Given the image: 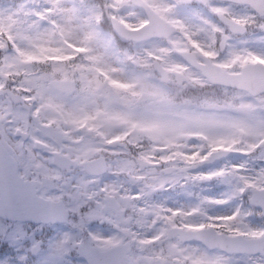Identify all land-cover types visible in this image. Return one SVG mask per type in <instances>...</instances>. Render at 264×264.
<instances>
[{"label":"snow or ice","instance_id":"1","mask_svg":"<svg viewBox=\"0 0 264 264\" xmlns=\"http://www.w3.org/2000/svg\"><path fill=\"white\" fill-rule=\"evenodd\" d=\"M262 21L264 0H25L0 13V264H33L24 254L31 222L47 215L60 170L76 166L77 207L96 195L88 185L99 175L123 174L91 215L141 229H123L128 245L104 241L116 252L84 250L89 264H227L217 248L264 264V226L250 222L264 219V50L244 39L253 26L264 32ZM211 86L237 90L239 102L227 113L178 103ZM143 139L150 145L132 151ZM125 143L114 160L100 155ZM229 154L245 159L198 171ZM33 167L45 169L44 182L29 179ZM204 184L223 187L217 196L190 190ZM177 187L183 200L154 198ZM64 251L57 245L44 264Z\"/></svg>","mask_w":264,"mask_h":264},{"label":"clouds","instance_id":"2","mask_svg":"<svg viewBox=\"0 0 264 264\" xmlns=\"http://www.w3.org/2000/svg\"><path fill=\"white\" fill-rule=\"evenodd\" d=\"M264 22V21H262ZM264 36V32H261L253 26L249 30V34L246 37ZM124 47H129L127 43H124ZM235 89H229L225 93L218 86H211L205 88H190L181 97H178V103H183L184 100H188L191 103V107L196 109H203L207 107L205 102L217 104L223 113H227L228 103H238L239 100H233V93ZM197 141L193 140L188 142V147L194 148ZM150 142L147 139H143L137 144L135 149L137 151L142 148H147ZM178 150L175 147L169 149V151ZM35 151H40L36 149ZM125 152L128 151V145L125 143L123 147L121 145H113L111 149H106L101 152L100 155L107 160H114L116 157L112 155V152ZM40 161L48 168H55V165L48 163L45 159L48 155L47 152H42ZM72 175H69V171L66 169L60 170V179L55 180L54 183L60 185V187H51L47 190L45 195L47 203L48 213L45 216L34 219L31 225H34L31 229V238L28 242L27 248L24 254H31L35 256L33 264H44L46 260H52L53 258V245L45 239V233L51 231L55 238L56 244L63 246L67 252H75L77 258L71 261V264H89V259L86 255H83V251L86 249L98 250L102 256L109 253L118 251L116 247H110L104 243L112 238H119L124 245L131 243V237L128 232H125V228H135L136 231L141 229L132 224L118 223L114 217L108 213L103 215H91L95 209L99 206L98 202L104 198V188L108 182L113 181L114 178L109 175V172H104L96 178L95 183L88 185L89 193H96V195L88 199L85 196H81L79 199L80 207H77L78 201L74 199V192L69 185H75L79 178L82 176L83 169L79 166L73 167L71 170ZM29 179L37 182H44L45 169L43 167H33L29 172ZM65 180H69V184H65ZM69 192H73V195H69ZM260 220L259 226H264V219L260 215L255 216ZM257 225V224H254ZM192 246H201L199 241L193 240L190 242ZM33 245L36 251L33 252ZM135 247H133L134 249ZM210 251L222 253L227 257V264H252L244 253L236 252L231 253L223 251L219 248L212 249ZM82 257L83 259H80ZM55 264H61L59 261H55Z\"/></svg>","mask_w":264,"mask_h":264},{"label":"rangeland","instance_id":"3","mask_svg":"<svg viewBox=\"0 0 264 264\" xmlns=\"http://www.w3.org/2000/svg\"><path fill=\"white\" fill-rule=\"evenodd\" d=\"M24 2H25V0H0V13H5V14L13 13L14 14L20 9V6ZM109 30H110V28L106 25L105 26V31H109ZM244 39H246L248 41V43L246 45L247 47H249L251 49H255L256 51L264 50V44L260 43L256 39V37H252L251 39H249V38H244ZM244 159H245V157L243 155L235 154V155H232V156L226 158L224 161H222L221 163L217 164L216 166L205 167V168L200 169L199 171H207L208 169H214V168H217V167H222L224 164H229L230 165V164H234V163H239V162L243 161ZM71 186L72 185H69V187L72 189V191H74V188H72ZM222 187L223 186H218V185H215V184H212V185L204 184V185H197L195 187H191L190 190L196 192V188H198V192L203 191L205 194L217 196V195H219L220 190H222ZM182 191L183 190L178 187V189H177V197H172L170 195L167 196L170 199V200H168L169 204L172 203L171 201L176 200V199L183 200L184 197L179 194ZM229 209H230V206H226V207L217 209V211H228ZM250 222L253 223V224H257V225L259 224V223L255 222V216L250 218ZM33 227H35V226L31 225L29 227V231L30 232H31V229ZM134 231H136V229H134ZM44 235H45V239L48 240L53 245V252H54L55 249H56V246H57L56 238H55L54 234L51 231H48ZM9 251L10 250H8V249H4L3 250V254L7 255V254H9ZM134 253L141 254L139 249L134 251ZM70 254H71L70 252H67L65 250L64 255L59 257L58 261L61 262V264H71V261H73V260L72 259L71 260L67 259L70 256ZM143 255H147V252L143 253Z\"/></svg>","mask_w":264,"mask_h":264},{"label":"flooded vegetation","instance_id":"4","mask_svg":"<svg viewBox=\"0 0 264 264\" xmlns=\"http://www.w3.org/2000/svg\"><path fill=\"white\" fill-rule=\"evenodd\" d=\"M232 1H221V0H217V3H231ZM238 10H242L243 11V9H238ZM254 37V36H253ZM246 38H249V39H251L252 37H246ZM221 163V162H220ZM219 164V163H218ZM217 164H215V165H212V166H208V167H213V166H216ZM69 171V175H72V173H71V171L70 170H68ZM81 175H83V174H81ZM109 175H111L113 178H114V180H119V181H126L127 180V177L125 176V175H123V174H121V175H119V176H116V175H113L111 172H109ZM90 180L92 179L91 177H88ZM177 189H178V187L175 189V190H173L174 192H171V191H169V192H163V193H158V194H156L155 196H154V198L155 199H163V198H165V197H167V196H172V197H177ZM196 192H198V188H196ZM179 197V196H178ZM170 200V199H169ZM174 201V200H173ZM173 201H171L172 203H173ZM169 203V202H168ZM255 221L257 222V223H260V220L259 219H257L256 217H255ZM135 228H133V230H134ZM137 250V248H134V249H132V251L134 252V251H136ZM70 256L72 257V259L73 260H75L76 258H77V254L75 253V252H72L71 254H70ZM80 259H82L81 257H80Z\"/></svg>","mask_w":264,"mask_h":264},{"label":"water","instance_id":"5","mask_svg":"<svg viewBox=\"0 0 264 264\" xmlns=\"http://www.w3.org/2000/svg\"><path fill=\"white\" fill-rule=\"evenodd\" d=\"M226 1H232V0H226ZM230 155H232V154H229L228 156H230ZM221 160H222V159H221ZM221 160L213 161V162H211V163H205V164H203L201 167H203V166H205V165H212V164H215V163H217V162H219V161H221Z\"/></svg>","mask_w":264,"mask_h":264}]
</instances>
